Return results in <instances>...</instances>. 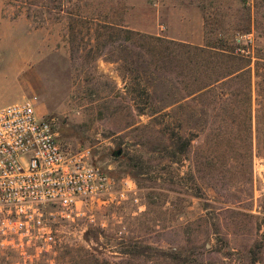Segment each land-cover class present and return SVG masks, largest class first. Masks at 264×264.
I'll return each instance as SVG.
<instances>
[{"label":"rangeland","instance_id":"1","mask_svg":"<svg viewBox=\"0 0 264 264\" xmlns=\"http://www.w3.org/2000/svg\"><path fill=\"white\" fill-rule=\"evenodd\" d=\"M30 1L28 17L16 1L0 7V107L36 97L59 140L88 150L117 183L132 179L144 210L92 200L61 217L48 207L52 241L23 254L1 250L0 264H88L87 252L119 264H264V154L248 150L249 123L213 100L207 108L219 115L209 109L202 122L198 101L182 99L197 87L191 65L155 72V58L116 33L123 26L193 45L238 36L264 58V0ZM172 132L191 139L175 157L164 149ZM251 133L254 141V116Z\"/></svg>","mask_w":264,"mask_h":264},{"label":"built area","instance_id":"2","mask_svg":"<svg viewBox=\"0 0 264 264\" xmlns=\"http://www.w3.org/2000/svg\"><path fill=\"white\" fill-rule=\"evenodd\" d=\"M36 100L27 97L0 107V251L23 254L38 242L52 241L48 207L61 217L92 200L130 202L144 210L135 182L117 183L88 150L65 146L55 119L36 113Z\"/></svg>","mask_w":264,"mask_h":264},{"label":"trees","instance_id":"3","mask_svg":"<svg viewBox=\"0 0 264 264\" xmlns=\"http://www.w3.org/2000/svg\"><path fill=\"white\" fill-rule=\"evenodd\" d=\"M21 5H25L27 17L30 16L31 8L37 7L35 1L30 0H13ZM117 37L122 36V42L133 39L140 43L139 53L144 48L154 59L153 70L157 72L162 65L171 64L173 62L181 63L186 60L191 66H188L189 74L187 79H192L193 83H197V87L191 90L187 89L182 99L185 101L197 100L199 110L196 113L206 121V117L210 115L209 109L217 116L219 115L216 107L207 108V102L211 100L225 103L227 105V115L233 117L244 118L249 123L250 141L248 150L257 154H264V137L262 129V115L264 113V98L262 95V70L264 69V58L252 55L250 49L245 45L241 37H234L233 41L227 43L224 40L212 41L205 39L202 45H193L189 42H181L168 39L159 35L145 34L123 26L117 27ZM245 28V27H244ZM250 26L238 31V35L249 33ZM111 42L113 37L108 36ZM124 44V43H123ZM126 48V47H124ZM125 50V49H123ZM254 59V61H253ZM146 67V66H145ZM192 68V69H190ZM176 102H172L171 108L166 114L171 119L174 116V106ZM153 118L164 116L161 110L152 111ZM255 117V137L252 140V119ZM202 123L199 131H204ZM191 144V139L183 137L179 133L172 132L168 137V144L164 146L168 150L169 156L175 157L177 154L184 152ZM117 150L114 151L115 156H119ZM156 255L163 256L168 259L174 258V252L157 251ZM130 257H141L143 253L129 252L126 253ZM88 264H119L118 262L102 260L99 262L97 258L94 261L93 255L86 253ZM91 260V261H90Z\"/></svg>","mask_w":264,"mask_h":264},{"label":"crops","instance_id":"4","mask_svg":"<svg viewBox=\"0 0 264 264\" xmlns=\"http://www.w3.org/2000/svg\"><path fill=\"white\" fill-rule=\"evenodd\" d=\"M4 0H0V7H3Z\"/></svg>","mask_w":264,"mask_h":264},{"label":"water","instance_id":"5","mask_svg":"<svg viewBox=\"0 0 264 264\" xmlns=\"http://www.w3.org/2000/svg\"><path fill=\"white\" fill-rule=\"evenodd\" d=\"M121 151L120 150H117V154H119Z\"/></svg>","mask_w":264,"mask_h":264}]
</instances>
